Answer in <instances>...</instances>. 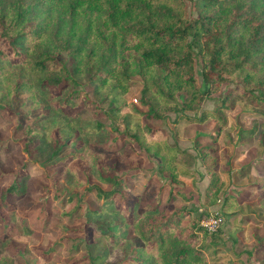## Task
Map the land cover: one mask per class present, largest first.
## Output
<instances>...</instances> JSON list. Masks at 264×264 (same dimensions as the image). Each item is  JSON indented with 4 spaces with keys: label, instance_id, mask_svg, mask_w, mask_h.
<instances>
[{
    "label": "trees",
    "instance_id": "16d2710c",
    "mask_svg": "<svg viewBox=\"0 0 264 264\" xmlns=\"http://www.w3.org/2000/svg\"><path fill=\"white\" fill-rule=\"evenodd\" d=\"M63 51L73 58L72 71L87 74V79L94 83L95 99L84 90L72 89L59 96L61 108L73 107L79 100L93 106L105 101L106 115L117 134L143 149H152L159 157L155 162L159 174L174 180L179 174L174 158L183 149L166 141L162 146L151 144L147 136L159 134L161 129L140 125L134 119H163L169 112L175 115L173 122H203L210 117L217 122L210 139L216 140L227 124L223 108L232 106L229 100L232 93L248 100L245 107L263 100L264 0H0V78L5 87L0 95V108L28 117L30 112H25L24 105L34 96V83L40 89L80 84L58 59ZM13 62L18 66L12 68ZM134 74L142 78L138 103L128 102L124 96ZM224 82L233 86L213 108L202 109L199 114L187 112L199 110L201 102L211 98ZM183 92L185 96L181 98ZM129 107L131 113H123ZM54 123L53 130L44 133L52 144L45 159L56 157L62 147L58 140L65 123L59 118ZM35 131L39 132L32 124L25 125L22 132L25 149ZM212 149L211 145H203L201 158L206 159ZM106 153L82 147L78 152L56 158L55 162L67 161L73 174L74 161L80 159L86 165L85 170L94 168L97 178L111 186L109 190L98 187L97 196L117 208L144 243L133 247V255L116 264H205L208 253L218 251L215 241L220 227L210 231L194 215L192 207L167 202L175 193L185 199L188 196L170 190L169 198L162 201L164 185L152 189L148 186L150 181L144 188L148 194L138 198L126 194L122 173H106L108 167L103 163ZM25 167V161L18 165L17 178ZM206 167L209 181L204 200L210 204L218 199L226 181L213 168V161L206 163ZM248 168L249 165H243L239 171ZM80 179L74 182L68 200L76 196ZM14 181L0 185V208L13 209L9 197L17 189V179ZM253 185L262 190L259 199L264 201V173L256 177ZM93 186L97 187L94 184L86 188ZM150 197L155 200L153 204L140 205ZM230 200L236 198L226 195L223 200V220L227 225L233 214L231 202L226 204ZM33 205H39L37 216L45 218L42 214L46 213L47 203ZM87 210V216L99 212ZM54 252L55 247L51 246L40 251V255L49 261ZM87 256L92 262L103 258L89 253ZM79 260L73 258L59 264H78Z\"/></svg>",
    "mask_w": 264,
    "mask_h": 264
},
{
    "label": "rangeland",
    "instance_id": "374dc122",
    "mask_svg": "<svg viewBox=\"0 0 264 264\" xmlns=\"http://www.w3.org/2000/svg\"><path fill=\"white\" fill-rule=\"evenodd\" d=\"M58 59L67 65L80 84L40 89L34 83V96L24 105L25 112H30L28 117L14 114L8 108H0V185L12 184L17 179V189L9 197L13 209L0 208V264H59L73 258L80 259L78 264H116L123 258L131 257L133 247L144 246L129 221L118 214V209L107 199L97 196L98 187L109 190L111 186L97 178L94 168L85 170L86 165L76 159L72 174L67 161L55 162L56 158L78 152L82 147L106 150L107 156L103 159L108 167L106 173H122L126 194L128 192L134 198L148 194L144 188L150 181L148 186L152 189L164 185L162 201L169 198L170 190L188 196L185 199L175 193L167 202L172 206L192 207L200 223L206 222L209 217L221 215V232L215 241L218 251L213 255L208 253L205 264H264V201L259 199L262 190L253 185L256 177L264 173L263 98L258 104L250 103L245 107L248 100L232 93L229 97L232 106L223 108L227 124L216 140L210 139L209 134L215 132L217 123L210 117L203 122H173L175 115L169 112L163 119H134L140 125L161 129L159 134L147 136L151 144L159 143L162 146L166 141L174 148L183 149L182 152L177 151L174 158L179 174L176 179L169 180L159 174L155 163L159 157L153 154L152 149L141 148L112 128V122L105 112V101H98L99 106H93L79 100L73 107L66 105L61 108L59 96L72 89L84 90L95 99V85L87 79V74L72 71L73 58L70 54L63 51ZM10 66L13 68L18 64L13 62ZM131 79L124 96L128 102L138 103L142 78L134 74ZM232 86L229 82L222 83L211 98L201 102L199 110L187 112L199 114L202 109L213 108ZM4 90L0 78V95ZM184 96V92L180 93L181 98ZM127 111L131 113V107L123 113ZM57 118L65 123L58 140L62 147L56 157L45 159L52 144L51 140L45 139L44 133L53 130ZM122 119V116L118 119L120 127ZM27 123L39 132H34L25 149L22 132ZM46 125L49 129H42ZM203 145L213 147L206 159L200 156ZM24 161L25 172L17 178L18 165ZM210 161H213V168L222 173L226 185L215 203L207 204L204 190L209 181L206 163ZM243 165H249V168L241 172L239 170ZM79 178L82 181L79 190L72 200H68L69 192ZM94 184L97 187L86 188ZM226 195L236 198L226 203L231 202L233 211L229 225L223 220ZM43 201L47 203L46 213H41L45 218H40L37 216L39 205L33 204ZM154 202V198L150 197L140 205ZM87 209L99 212L87 216ZM109 234L113 236L109 237ZM51 246L55 247V252L47 261L40 251ZM88 253L103 258L92 262Z\"/></svg>",
    "mask_w": 264,
    "mask_h": 264
},
{
    "label": "built area",
    "instance_id": "2783aa9c",
    "mask_svg": "<svg viewBox=\"0 0 264 264\" xmlns=\"http://www.w3.org/2000/svg\"><path fill=\"white\" fill-rule=\"evenodd\" d=\"M222 221V217L220 216H212L209 217L208 220L204 223H202L208 230L213 231L215 230L217 227L220 226V223ZM209 222H211V224H209Z\"/></svg>",
    "mask_w": 264,
    "mask_h": 264
}]
</instances>
